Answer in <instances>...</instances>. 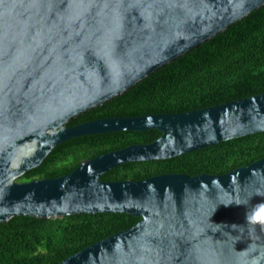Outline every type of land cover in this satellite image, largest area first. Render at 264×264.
Wrapping results in <instances>:
<instances>
[{"label":"water","instance_id":"1","mask_svg":"<svg viewBox=\"0 0 264 264\" xmlns=\"http://www.w3.org/2000/svg\"><path fill=\"white\" fill-rule=\"evenodd\" d=\"M264 6V0H0V223L97 213L141 218L60 264H264V158L225 174L103 181L264 132V93L180 113L70 121L123 95ZM162 135L19 181L72 138Z\"/></svg>","mask_w":264,"mask_h":264},{"label":"trees","instance_id":"2","mask_svg":"<svg viewBox=\"0 0 264 264\" xmlns=\"http://www.w3.org/2000/svg\"><path fill=\"white\" fill-rule=\"evenodd\" d=\"M264 93V6L200 47L155 72L123 95L70 121L189 112ZM162 135L156 129L72 138L19 181L57 178L83 161ZM264 158V132L166 160L131 162L104 173L103 181L142 180L161 174H225ZM125 213L39 219L16 216L0 223V264H60L84 248L136 225Z\"/></svg>","mask_w":264,"mask_h":264}]
</instances>
